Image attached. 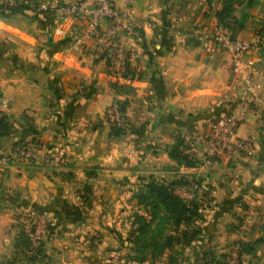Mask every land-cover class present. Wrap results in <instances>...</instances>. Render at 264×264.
<instances>
[{
  "label": "crops",
  "instance_id": "0c3cea01",
  "mask_svg": "<svg viewBox=\"0 0 264 264\" xmlns=\"http://www.w3.org/2000/svg\"><path fill=\"white\" fill-rule=\"evenodd\" d=\"M32 1L5 0L23 8L0 14V91L7 98L0 112V148L36 134L49 149L67 154V172L81 174L79 179H90L101 190L194 173L205 192L195 235L203 240L199 256L243 241L252 248L242 252L241 264H264V111L258 102H245L244 87L230 82L229 53L211 37L219 27L255 43L249 52L252 79L257 96L264 98V0H233L222 26L215 15L220 0H130L134 26L116 31L128 56L120 90L111 84L96 38L87 35L74 44L82 24L56 12L67 0H39L33 10ZM113 3L121 8L124 0ZM114 99L123 100L128 121L118 133L104 115ZM223 112L239 118L235 132L252 141L250 155L233 151L193 166L168 155L177 135L198 134ZM31 169L18 167L20 175L9 171L4 182L26 180L32 198L41 195L39 190L52 194L60 174ZM244 204L254 212L238 233L234 225Z\"/></svg>",
  "mask_w": 264,
  "mask_h": 264
},
{
  "label": "rangeland",
  "instance_id": "374dc122",
  "mask_svg": "<svg viewBox=\"0 0 264 264\" xmlns=\"http://www.w3.org/2000/svg\"><path fill=\"white\" fill-rule=\"evenodd\" d=\"M40 1L31 2L32 10ZM0 2L3 4L5 0ZM30 14L26 13V17L30 18ZM41 32L48 36V29ZM107 112L105 109L104 115L109 123ZM31 137L40 140L41 149L47 147L38 135L33 134L12 147L0 148V152L12 153ZM41 153L42 150L38 154ZM63 154V163H54L45 157L38 160L0 159V264H216L210 256L229 249L226 243L223 249L199 256L198 248L203 240L195 235L202 223L200 211L197 215L181 216L177 220L160 203L146 238L157 231L161 236L170 235L171 244L160 254L152 256L147 247L141 249L142 241L135 231L138 216L148 217L149 212V206L136 195L143 192L141 184L135 182L128 189L101 190L94 181L79 179L77 176L81 177V174L67 172L69 159L65 152ZM18 167L25 170L45 167L52 173H59L54 192L45 195L44 190H39L36 194L41 195L32 198L26 180L20 183L11 178L5 183L7 173L12 171L15 175ZM41 198L43 200L38 201ZM46 218L53 224H45Z\"/></svg>",
  "mask_w": 264,
  "mask_h": 264
},
{
  "label": "built area",
  "instance_id": "2783aa9c",
  "mask_svg": "<svg viewBox=\"0 0 264 264\" xmlns=\"http://www.w3.org/2000/svg\"><path fill=\"white\" fill-rule=\"evenodd\" d=\"M130 0H124L121 8H117L113 0H68L57 6L56 12L60 18H68L73 22L82 24L81 33L75 38V45L82 42L87 35H93L97 40L96 51L107 62L108 71L113 80L118 82L122 78L121 72L124 69L125 61L128 60L127 53L121 48L117 40V30L128 32L132 30L135 19L129 10ZM44 8L45 5H40ZM106 22L104 29L98 30L102 22ZM59 29L54 28V32ZM216 44L227 51L230 56L229 79L233 85H241L247 92L245 102H258L264 111V98H259L255 92V84L252 79L253 60L249 55L250 50L255 46L253 41L238 38L227 31L215 27L211 35ZM6 104V97L0 93V108ZM115 100L107 106L109 123L115 122L126 127L125 115L119 112ZM239 118L229 112L220 113L212 117L205 129L194 135H182L185 144V152L197 162H207L220 156H227L236 151L243 155H250L253 152V143L249 138L236 135V127ZM43 145L40 140L30 138L24 144L17 146L15 151L0 152V159L13 161L14 159L38 160L47 158L54 163H63L65 156L62 151L41 149ZM42 150L41 154H38ZM45 153V154H44ZM182 173H185L182 171ZM199 187L191 180L188 184H180L173 188V191L185 200L195 195ZM254 212L253 206L245 204L242 212L235 222V231L240 233L251 223V215ZM45 224H53V221L46 218ZM238 249V241L229 246V255L225 264H235Z\"/></svg>",
  "mask_w": 264,
  "mask_h": 264
},
{
  "label": "trees",
  "instance_id": "16d2710c",
  "mask_svg": "<svg viewBox=\"0 0 264 264\" xmlns=\"http://www.w3.org/2000/svg\"><path fill=\"white\" fill-rule=\"evenodd\" d=\"M233 0H220V8L215 10L217 24L223 25L225 23V18L228 16L230 7ZM23 6L19 4H0L1 15H7L12 11H19ZM6 9V10H5ZM107 63V62H106ZM128 74V61H125V66L121 72L122 77H126ZM111 84L113 87L119 89L121 83L112 80ZM119 87V88H118ZM122 88V86H121ZM120 90V89H119ZM118 104V110L120 113L124 114V102L120 99H114ZM107 109V108H106ZM126 119V116H125ZM128 121L126 119V126ZM109 126L114 133L122 132L125 128L122 124H117L115 122H110ZM185 144L183 142L182 135H177L173 144H171L167 150L170 157L175 159L178 163H182L185 166H193L196 164V160L190 157L185 152ZM195 181L199 189L195 191V195L188 200L183 199L178 194L173 191V188L180 184H188L190 181ZM143 187V192H139L137 197L139 200L143 201L149 206L148 217L143 215L138 216V223L136 228V236L142 241L141 249L147 247L152 256L160 254L163 249L171 244L170 235H160L159 233L151 234L146 238V233L150 228V223L156 217V214L160 208V203H162L168 211H171L174 217L178 220L180 217L188 218L189 216L197 215L199 200L205 196V192L201 186V177L195 175L191 172H185L179 174L175 179L168 180L167 182L157 181L154 178H150L147 181L141 183ZM175 219V220H176ZM176 220V221H177ZM235 226V225H234ZM252 248L249 242L238 241V249L236 254L235 264H241V254L244 251H249ZM229 255V251L221 252L219 255H211L210 258L214 259L216 264H225V260Z\"/></svg>",
  "mask_w": 264,
  "mask_h": 264
}]
</instances>
